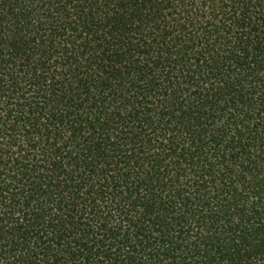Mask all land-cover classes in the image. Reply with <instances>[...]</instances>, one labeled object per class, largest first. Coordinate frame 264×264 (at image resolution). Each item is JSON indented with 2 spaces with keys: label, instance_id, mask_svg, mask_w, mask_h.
Listing matches in <instances>:
<instances>
[{
  "label": "trees",
  "instance_id": "trees-1",
  "mask_svg": "<svg viewBox=\"0 0 264 264\" xmlns=\"http://www.w3.org/2000/svg\"><path fill=\"white\" fill-rule=\"evenodd\" d=\"M0 264H264V0H0Z\"/></svg>",
  "mask_w": 264,
  "mask_h": 264
}]
</instances>
